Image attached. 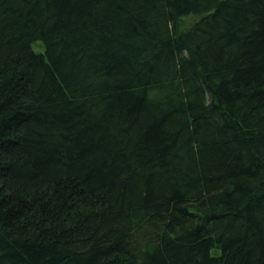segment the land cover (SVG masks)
<instances>
[{"label": "trees", "instance_id": "16d2710c", "mask_svg": "<svg viewBox=\"0 0 264 264\" xmlns=\"http://www.w3.org/2000/svg\"><path fill=\"white\" fill-rule=\"evenodd\" d=\"M0 264H264V0H0Z\"/></svg>", "mask_w": 264, "mask_h": 264}, {"label": "rangeland", "instance_id": "374dc122", "mask_svg": "<svg viewBox=\"0 0 264 264\" xmlns=\"http://www.w3.org/2000/svg\"><path fill=\"white\" fill-rule=\"evenodd\" d=\"M189 23L190 22H187V25ZM33 48L37 52H44V43L42 41H37L36 43H34Z\"/></svg>", "mask_w": 264, "mask_h": 264}]
</instances>
